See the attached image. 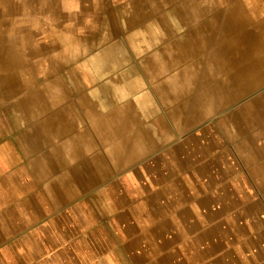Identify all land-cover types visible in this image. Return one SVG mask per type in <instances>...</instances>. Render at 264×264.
<instances>
[{
    "label": "crops",
    "instance_id": "crops-1",
    "mask_svg": "<svg viewBox=\"0 0 264 264\" xmlns=\"http://www.w3.org/2000/svg\"><path fill=\"white\" fill-rule=\"evenodd\" d=\"M73 1L53 18L32 5L0 45V84L37 87L24 117L31 179L15 190L14 172L0 174L9 218L44 235L46 263L264 264V142L215 125L228 119L205 125V108L160 105L125 76L127 42L140 54L170 41L168 55L214 64L254 23L263 53L261 0Z\"/></svg>",
    "mask_w": 264,
    "mask_h": 264
},
{
    "label": "rangeland",
    "instance_id": "rangeland-1",
    "mask_svg": "<svg viewBox=\"0 0 264 264\" xmlns=\"http://www.w3.org/2000/svg\"><path fill=\"white\" fill-rule=\"evenodd\" d=\"M39 2L45 3L49 18H53V11L56 12L61 3L74 4L73 0H0V45H4L7 36L13 32L21 34L24 27L20 19L23 15L27 17L29 7H37ZM256 7L259 12L256 15L263 19L264 0L258 1ZM246 11L249 14L248 9ZM204 21L211 22L209 13ZM257 28L254 23L246 28L238 26L235 36L246 35V39L241 38L238 49L221 51L214 64L197 56H185V51L176 50L175 45L172 46V55H168L165 47L170 41H159L157 44L144 42L140 54L127 42L126 53L129 56L125 58V76L127 81L141 82V94L150 92L160 105L172 104L174 108L178 107L176 110L186 103L191 110L205 108L206 114L211 117L205 125L211 120L228 119L217 121L215 125H222V129L225 125L236 126L238 141L244 140L245 145L249 146L254 140L263 143L264 57L261 56L264 52L258 50L261 42L257 40ZM171 37L176 38V34ZM36 77H39V84L44 80L41 74ZM70 77V74L64 75L65 79ZM171 82L174 85L172 90L167 84ZM188 83L187 89H183V85ZM32 85H26L21 90L14 82L0 84V174L14 172L15 181L16 178L19 180L14 183L15 190L21 189L18 185L23 182L22 177L31 179L32 171L28 164L37 161L38 157V152L32 153L31 146L25 142L27 129L33 123L24 120L29 114L28 100L37 91V87ZM210 104L213 111H210ZM230 116L233 117L231 121ZM259 131L260 134L257 133ZM257 134L260 136L258 139L254 137ZM5 199V187L0 186V264H56L54 259L47 260L48 263L43 259L45 250L41 237L44 235L38 233L37 228L24 231L26 227L19 223L21 219L16 218L15 213L14 218H9L7 214L11 210L5 209ZM6 222L14 224L7 226Z\"/></svg>",
    "mask_w": 264,
    "mask_h": 264
},
{
    "label": "bare ground",
    "instance_id": "bare-ground-1",
    "mask_svg": "<svg viewBox=\"0 0 264 264\" xmlns=\"http://www.w3.org/2000/svg\"><path fill=\"white\" fill-rule=\"evenodd\" d=\"M22 71V70H21ZM20 72V71H19Z\"/></svg>",
    "mask_w": 264,
    "mask_h": 264
}]
</instances>
